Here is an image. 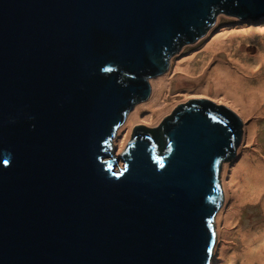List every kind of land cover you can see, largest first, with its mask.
I'll return each mask as SVG.
<instances>
[{"label": "water", "instance_id": "obj_1", "mask_svg": "<svg viewBox=\"0 0 264 264\" xmlns=\"http://www.w3.org/2000/svg\"><path fill=\"white\" fill-rule=\"evenodd\" d=\"M220 11L259 20L264 0H0V264H209L242 119L194 100L162 155L136 130L123 167L108 158L148 78Z\"/></svg>", "mask_w": 264, "mask_h": 264}, {"label": "rangeland", "instance_id": "obj_2", "mask_svg": "<svg viewBox=\"0 0 264 264\" xmlns=\"http://www.w3.org/2000/svg\"><path fill=\"white\" fill-rule=\"evenodd\" d=\"M247 28L256 30L257 34L250 37ZM263 28L264 16L259 20H242L234 15L218 12L215 21L203 36L190 42L179 41V48L169 55L165 71L148 78V81L152 83L151 96L135 103L110 140L111 156L108 159L119 162L115 165V169L118 171L124 165L120 155L126 150L133 135L136 134V130L151 135L156 153L159 156L162 155L168 142L167 137H164L165 134L161 135L160 128L166 126V122L173 121L177 110L181 106L188 107L191 101H211L218 106L231 109L242 119L243 125L239 129L240 141L236 147V152L231 157L225 158L221 163L222 200L213 221L216 240L210 254L209 264H242V258L239 255L232 262L227 256L235 255L233 253L241 249V236L244 230L257 228L259 232H262L264 228V186L256 188L261 190H259L258 195L242 202H239L236 198L235 191L237 187L232 186L239 179L241 182L245 180L247 165L257 163L255 160L258 157L254 154L259 155L264 163V110L260 113L257 111L252 114L248 113L250 90H238V92L247 95V97H244L243 102L238 97L225 95V93L217 92L216 89L211 87H203L207 75L215 76L220 73L217 71H224L225 66L223 64L226 63L224 58L225 49H219L217 52L212 51V44L218 43V38L223 36L224 33H242L241 40L235 42L231 47L232 55L241 57V54H243L244 57H241L243 61H254L257 50L262 48L259 36L264 34V31L258 33V30ZM244 35L249 37L246 38ZM246 39H250V42ZM245 47L248 49H245ZM231 65L236 67L233 63ZM258 70L264 75V66H259ZM161 79H165L166 82L164 96L163 98H156L157 83ZM257 82L258 80L253 79L251 84ZM154 97V104L158 102V105L150 108L148 103L153 101ZM165 103L169 104V110L156 121V110ZM261 105L264 109V101H261ZM135 110H138V119L133 123H129L128 118ZM253 124L257 128L254 136L250 132ZM234 173H237V178L232 182ZM257 179V181L261 180L264 184V174L257 177ZM227 219H229V224Z\"/></svg>", "mask_w": 264, "mask_h": 264}, {"label": "bare ground", "instance_id": "obj_3", "mask_svg": "<svg viewBox=\"0 0 264 264\" xmlns=\"http://www.w3.org/2000/svg\"><path fill=\"white\" fill-rule=\"evenodd\" d=\"M250 33V37L254 36V34H257L256 30H252L247 28ZM264 31V28L261 30H258V33H261ZM264 33V32H263ZM259 38H261V46L262 48H259L257 50L256 55L254 56V61H243L241 57H244L243 54H241V57L238 55L234 57L232 55V49L231 47L235 44V42L241 40V37H243V34L236 33V32H230V33H224L223 36L218 38V43L212 44V51H218L219 49H225L224 53L225 55V61L223 65L225 66L223 69L224 71H217L220 72L217 75H207V78H205V84L203 85L204 88H213L216 89L217 92L221 91V93H225V95L228 96H234L238 97L240 100L244 102L247 95L245 93L238 92L239 89H243L245 91H249V99H250V106H249V112L252 114L253 112L257 111L258 113L262 112L264 110L261 105V101H264V75H262L258 67L264 66V34H260ZM241 36V37H240ZM245 36V35H244ZM248 38L247 36H245ZM250 42V39H246ZM245 49H248L245 47ZM233 63L236 67H233V65L229 64ZM187 68V67H186ZM253 79L258 80L256 84H251V81ZM166 82L165 79H161L158 81L157 86L158 89L156 90V98H163ZM155 103V97L153 98V101H150L148 103V106L150 108L155 107V105H158V102ZM169 104L166 103L162 106H160L156 112V121L160 119V117L169 110ZM139 109V108H138ZM138 119V110H135L130 117L128 118L129 123H133ZM256 124V123H255ZM251 125L250 132L251 135L254 136L257 128L256 125ZM161 135H164V129L160 128ZM165 137V135H164ZM254 156L258 157L256 164H249L247 165L246 170V176L245 180L243 182L239 181L235 185L237 189L235 191L236 198L239 202L246 201L251 199L252 197L258 195L260 193V189H256L258 186L263 187V182L257 181V177H261L262 174H264V163L263 160L260 158L259 155L254 154ZM243 160H245L243 158ZM243 176V175H242ZM237 173L232 175V182L236 180ZM247 178V181H246ZM260 190V191H259ZM227 223L229 224V219H227ZM242 247L241 249H238L235 251L231 256H227L230 258V262L233 261V259L236 256H240L242 258V264H264V228L262 232H259L257 228H249L247 230H244L242 232Z\"/></svg>", "mask_w": 264, "mask_h": 264}, {"label": "trees", "instance_id": "obj_4", "mask_svg": "<svg viewBox=\"0 0 264 264\" xmlns=\"http://www.w3.org/2000/svg\"><path fill=\"white\" fill-rule=\"evenodd\" d=\"M139 132V131H138Z\"/></svg>", "mask_w": 264, "mask_h": 264}]
</instances>
